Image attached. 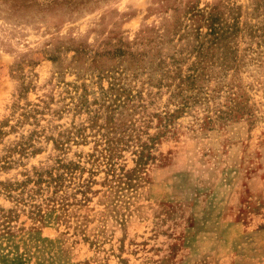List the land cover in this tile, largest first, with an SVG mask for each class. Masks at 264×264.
I'll return each mask as SVG.
<instances>
[{
	"label": "rangeland",
	"instance_id": "rangeland-1",
	"mask_svg": "<svg viewBox=\"0 0 264 264\" xmlns=\"http://www.w3.org/2000/svg\"><path fill=\"white\" fill-rule=\"evenodd\" d=\"M0 264H264V0H0Z\"/></svg>",
	"mask_w": 264,
	"mask_h": 264
},
{
	"label": "trees",
	"instance_id": "trees-1",
	"mask_svg": "<svg viewBox=\"0 0 264 264\" xmlns=\"http://www.w3.org/2000/svg\"><path fill=\"white\" fill-rule=\"evenodd\" d=\"M215 19H211V22L214 23ZM238 33V30L234 27H226V26H221L219 24H216L215 26H213L211 28V35L213 36L214 40L216 41V43L218 44V46H220L221 48H219L218 50H220L222 52V55L223 56H229L231 57V64L232 65H235V59L236 58V55H237V50L232 48V47H229L227 45V40L231 37H234L236 34ZM224 63V62H222ZM228 63V62H226ZM231 64H221L223 66H227V67H230ZM195 78L193 77V73L192 74H189L187 75L185 78H181L180 81H181V85L183 84V87H186V88H191L192 87V82Z\"/></svg>",
	"mask_w": 264,
	"mask_h": 264
}]
</instances>
